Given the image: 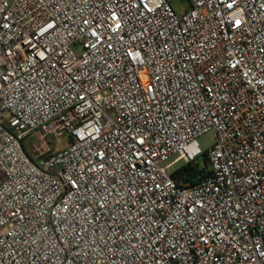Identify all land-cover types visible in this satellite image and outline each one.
I'll use <instances>...</instances> for the list:
<instances>
[{"label":"built area","instance_id":"obj_1","mask_svg":"<svg viewBox=\"0 0 264 264\" xmlns=\"http://www.w3.org/2000/svg\"><path fill=\"white\" fill-rule=\"evenodd\" d=\"M174 1L0 0V264H264V0Z\"/></svg>","mask_w":264,"mask_h":264},{"label":"trees","instance_id":"obj_2","mask_svg":"<svg viewBox=\"0 0 264 264\" xmlns=\"http://www.w3.org/2000/svg\"><path fill=\"white\" fill-rule=\"evenodd\" d=\"M205 165L201 167L197 161L183 165L173 173V178L178 185L190 187L202 182L206 177L212 175L206 154L203 155Z\"/></svg>","mask_w":264,"mask_h":264},{"label":"rangeland","instance_id":"obj_3","mask_svg":"<svg viewBox=\"0 0 264 264\" xmlns=\"http://www.w3.org/2000/svg\"><path fill=\"white\" fill-rule=\"evenodd\" d=\"M173 6L176 10L182 11L188 6V1L187 0H177V1L173 2ZM68 141H69V139L67 137H62V139H60V143H58V145H57V148H62ZM214 141H215L214 133L209 132L207 134H204L199 139V144H200V147L203 151H207L213 145ZM53 147L56 148L55 145ZM53 147L51 146L52 149H54ZM197 163L201 167H203L205 165L203 157L198 158Z\"/></svg>","mask_w":264,"mask_h":264},{"label":"snow or ice","instance_id":"obj_4","mask_svg":"<svg viewBox=\"0 0 264 264\" xmlns=\"http://www.w3.org/2000/svg\"><path fill=\"white\" fill-rule=\"evenodd\" d=\"M237 23H239V21Z\"/></svg>","mask_w":264,"mask_h":264}]
</instances>
